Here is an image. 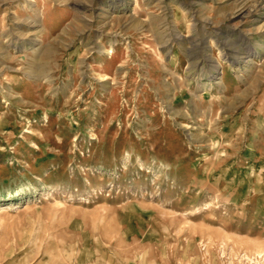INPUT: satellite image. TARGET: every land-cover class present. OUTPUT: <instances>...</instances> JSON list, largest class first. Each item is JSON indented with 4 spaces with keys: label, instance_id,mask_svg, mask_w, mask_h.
<instances>
[{
    "label": "rangeland",
    "instance_id": "obj_1",
    "mask_svg": "<svg viewBox=\"0 0 264 264\" xmlns=\"http://www.w3.org/2000/svg\"><path fill=\"white\" fill-rule=\"evenodd\" d=\"M0 264H264V0H0Z\"/></svg>",
    "mask_w": 264,
    "mask_h": 264
}]
</instances>
